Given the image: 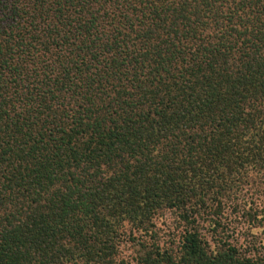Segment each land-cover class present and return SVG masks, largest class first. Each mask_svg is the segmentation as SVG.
<instances>
[{"label": "trees", "instance_id": "obj_1", "mask_svg": "<svg viewBox=\"0 0 264 264\" xmlns=\"http://www.w3.org/2000/svg\"><path fill=\"white\" fill-rule=\"evenodd\" d=\"M251 185L264 0H0V264H264Z\"/></svg>", "mask_w": 264, "mask_h": 264}, {"label": "rangeland", "instance_id": "obj_2", "mask_svg": "<svg viewBox=\"0 0 264 264\" xmlns=\"http://www.w3.org/2000/svg\"><path fill=\"white\" fill-rule=\"evenodd\" d=\"M258 188H259L258 186L251 185V187H248L246 192H244L246 195V198L251 199L256 204H258V202H261V200L264 199L263 194H260V192L258 191ZM259 189L261 190L262 188H259ZM263 192H264V190H263ZM158 222H159V224L161 223L160 226L162 228H164L165 225H166V227H170L172 225L173 220H172L171 216L166 214L165 217L159 218ZM164 229L162 230L163 232L161 234L163 237H166L167 229L166 228H164Z\"/></svg>", "mask_w": 264, "mask_h": 264}]
</instances>
